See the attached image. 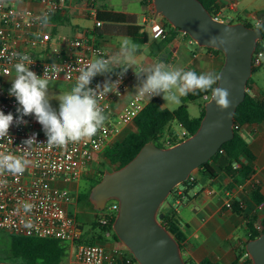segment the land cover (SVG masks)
<instances>
[{
	"label": "built area",
	"instance_id": "2783aa9c",
	"mask_svg": "<svg viewBox=\"0 0 264 264\" xmlns=\"http://www.w3.org/2000/svg\"><path fill=\"white\" fill-rule=\"evenodd\" d=\"M36 3L38 8H19L16 3ZM62 0H0V111L11 112L14 123L10 126L8 137L0 140V152L23 156L29 161L23 174L13 175L5 172L0 175V232L8 234L55 239L66 243L71 249L73 262L78 264H131V257L125 248H106L98 243L86 244L82 240V231L75 216L67 208L71 200L68 185L80 180L85 170L97 156H103L111 146L114 137L123 125L134 123L135 118L146 107L145 96L138 93L123 105L113 117H109L112 106L128 90L137 85L134 70L127 69L118 75L121 69L113 72L106 80H119L118 92H109L101 98V105H107L108 116L103 128L90 139L69 143L66 147H49L42 126L33 115L23 117L27 123H15L19 107L14 96L9 95L11 81L15 78L14 64L17 62L12 53L27 54L33 63L29 69L42 76L48 65H59V76L53 75L52 81L75 82L79 70L97 56L108 58L106 52L96 47L84 37L73 38L58 36L57 40L71 51L69 59L64 61L43 62L33 57L31 49L46 46L51 36L44 30L39 17L47 13L55 14L62 8ZM143 18V31L152 39H166V30L159 17L154 16L152 2ZM102 24L97 20L96 26ZM264 61V49L255 50L252 57L253 69L259 68ZM105 80L95 76L90 87L103 84ZM210 95L203 97L208 100ZM174 131L162 138L163 147H169L189 136L186 128L178 121ZM35 134L36 143L23 150V141ZM192 179V176H191ZM248 181V180H247ZM243 184V183H242ZM240 184V185H242ZM180 203V199L175 200ZM31 205L25 211V205ZM118 203L109 200L104 209L97 212V224L105 238H113L111 220L115 218ZM260 227H257L259 230ZM251 236L248 232L247 237ZM0 264H31L26 262L0 260Z\"/></svg>",
	"mask_w": 264,
	"mask_h": 264
},
{
	"label": "crops",
	"instance_id": "0c3cea01",
	"mask_svg": "<svg viewBox=\"0 0 264 264\" xmlns=\"http://www.w3.org/2000/svg\"><path fill=\"white\" fill-rule=\"evenodd\" d=\"M89 1L62 0V8L50 16L49 23L44 27V30L52 39L46 46L30 50L34 58L43 62L69 59L71 51L57 40L58 36L84 37L96 47L103 49L108 57L118 51L121 38L128 36L110 35L106 32L105 25L97 27L96 15L98 10H102V8L98 7L97 4L95 6V3H93L95 0H92L90 5L88 4ZM216 4L218 7L216 17L220 20L233 23H249L254 27L264 22V0H217ZM16 6L19 8H38V5L34 2L16 3ZM143 8L145 13L141 21H143L148 11L147 6ZM122 13L134 16L136 24L142 26L134 13ZM82 19H89L90 23L83 24ZM159 19L161 21V17ZM146 35L147 41L145 43H139L132 39L141 48L135 58V65L129 69L135 71L142 64L163 62L168 66L181 67L185 70L191 69L197 73L212 71L219 75L224 62L222 53L198 46L187 34L180 31L167 29L166 39L163 40L152 39L148 33ZM119 69V67H115L111 72L97 75V77L106 80L110 74ZM138 83L137 79V85ZM137 85L132 86L120 100L113 104L109 117L115 116L123 105L137 94L135 89ZM248 90L254 96H260L264 101V61L259 68L253 70ZM154 98L160 101L162 107L170 111L176 109H171L172 103L164 101L162 96H155L150 100L146 97L147 103ZM193 102L198 103V114L191 116L189 111L188 114L191 118H197L200 115V108L204 99ZM175 124V121L169 124L165 136L174 131ZM135 131L134 123L123 125L119 134L114 137L113 144L121 141L128 133ZM239 133L254 156V160L246 155L240 157L241 163L253 168V173L248 181H245L242 185L231 187L230 178L223 172L228 164L227 159L219 157L216 161L208 164V168L212 170L213 175L205 169H197L191 175L193 181L191 186L187 188L178 187L176 195H172L162 208L163 212L171 209L175 210L179 228L184 237L182 254L185 261H189L191 264H201L203 261L213 264H244L246 253L240 258L238 256L241 254L242 244L248 239L246 219L251 215H255L257 219L264 218V202L256 204L249 195V189L253 185H258L264 196V121L259 124L241 126ZM98 158V156L95 157L87 168L89 171H85L86 177L81 179L85 181V184L94 178ZM91 167L92 169H89ZM91 170L93 171L90 172ZM106 170H111V166L109 165ZM81 180L68 185L71 200L67 208L71 213H73L76 206L78 194L82 191ZM87 186L83 185V190ZM184 191L186 192L185 195L182 194ZM176 199H180L181 202L176 203ZM233 202L241 206L242 213L236 214L232 210ZM78 225L83 232L81 225ZM94 230L95 234L90 236L87 234L86 237L89 239L96 238L95 242L106 248L118 247L113 238H105L99 229ZM98 236H100V239H98Z\"/></svg>",
	"mask_w": 264,
	"mask_h": 264
},
{
	"label": "water",
	"instance_id": "95a60500",
	"mask_svg": "<svg viewBox=\"0 0 264 264\" xmlns=\"http://www.w3.org/2000/svg\"><path fill=\"white\" fill-rule=\"evenodd\" d=\"M152 4L155 17L164 18L198 46L222 52L219 75L230 87L231 106L219 110L210 94L195 133L169 147L147 142L124 166L105 170L88 198L96 211L109 200L117 201L112 230L137 264H187L180 244L160 221V208L177 186L234 137L236 108L244 100L253 53L263 37L258 27L211 15L200 0H152ZM210 36L219 39L208 44ZM245 252L252 264H264V232L247 240Z\"/></svg>",
	"mask_w": 264,
	"mask_h": 264
},
{
	"label": "clouds",
	"instance_id": "9594fccd",
	"mask_svg": "<svg viewBox=\"0 0 264 264\" xmlns=\"http://www.w3.org/2000/svg\"><path fill=\"white\" fill-rule=\"evenodd\" d=\"M39 19L42 24L47 25L50 16L45 13ZM218 39V36H210L207 43L214 44ZM140 48L141 46L131 37L121 38L118 51L114 55L108 58L101 55L90 60L79 70L73 86L58 97L49 95V86L53 75L58 77L62 71L60 66L48 65L40 76L29 69L33 61L27 54L13 52L12 57L17 62L14 64L15 78L11 81L9 95L14 96L19 105L16 109L19 115L15 123H27L23 117L33 115L42 126L49 147L63 148L69 143L90 139L103 128L108 119L105 112L107 105H101V98H105L114 90L118 92L120 82L105 80L103 84H97L93 88L89 86L92 79L97 75L111 72L115 67L121 69L118 75L122 76L127 69L135 65ZM134 72L139 81L135 88L137 93L149 100L155 96H162L164 101L178 104L181 97L199 91L210 92L212 101L221 111L231 106L227 80L215 72L197 73L191 69L168 66L163 62L142 64ZM51 99L58 101V110L52 107ZM13 123L14 117L11 112L5 114L0 111V140L6 137L11 142L8 132ZM22 143L25 145L23 150L29 149L36 143L35 134ZM28 164L29 161L23 156L0 152V175L5 172L13 175L23 174ZM30 208L31 205H25V211Z\"/></svg>",
	"mask_w": 264,
	"mask_h": 264
},
{
	"label": "trees",
	"instance_id": "16d2710c",
	"mask_svg": "<svg viewBox=\"0 0 264 264\" xmlns=\"http://www.w3.org/2000/svg\"><path fill=\"white\" fill-rule=\"evenodd\" d=\"M200 1L211 15L216 16L218 9L216 4L217 0ZM151 2L152 0H141V5L146 7ZM96 18L102 25H105L106 32L110 35L128 36L139 43H145L147 41V35L142 30L143 27L139 24H136L134 16L102 8V10H98ZM162 24L165 30L170 29L178 31L177 29H174L164 18L162 20ZM246 25L249 27H254L249 23H246ZM256 27L260 28L263 37V40L258 43L256 49H264V22L258 24ZM207 50L222 53L221 51L212 48H207ZM250 83L251 78L247 82V89H249ZM210 94V92L205 93L199 91L195 93H189L187 96L181 97L180 105L173 111L162 107L158 99H152L135 118L134 124L136 131L128 133L121 141L115 142L113 145L107 147L104 151L103 157L113 168V170H116L128 163L147 142H153L158 147H163L161 140L165 136L166 129L168 128L169 124L173 121L180 122L186 128L189 135H192L198 129L200 120L204 115L205 101L201 105L200 115L197 118H191L189 116L187 104L189 102L203 99L205 95ZM263 121L264 101L260 96H254L249 92V90L246 91L244 100L237 106L234 115V137L222 144L219 151L209 160V162L216 161L219 157H225L227 159L228 164L223 169V172L228 178H230L231 187L244 183L253 173V168L251 166L244 165L240 162V157L242 155L248 156L251 160H254V156L249 150L247 143L240 135L239 128L244 125L259 124ZM209 162L202 164L199 169H205L211 175H213L212 170L208 168ZM103 172L104 171H101L99 176L96 175L93 179H91L87 188L78 194V203H85L93 207L89 202V193L91 188L100 181ZM192 182L193 181L190 176L186 181L177 186L172 191L171 195H176L178 187L187 188L191 186ZM249 190V195L256 204L264 202V196L262 195L258 185H253ZM185 193L186 192L184 191L182 194L185 195ZM231 208L236 214L242 213L241 206L236 202H233ZM160 221L180 244L181 249H183L184 237L180 231L175 210L171 209L167 212L160 210ZM112 223L113 219L110 222V229ZM245 224L247 231L251 233V236L247 237V240L256 238L264 232V218L257 219L255 215H251L246 219ZM258 226L260 227L259 230H257ZM93 229H99L102 231L97 223L93 225ZM2 233L4 232H1V234ZM8 236L9 253L8 255H1L6 260L26 262L31 264H65L64 262L66 261L68 255L66 243L48 238L28 237L13 234H8ZM86 236L87 234L82 238L84 243H96V238L89 239ZM98 239H100V236H98ZM113 239L116 242H119L114 233ZM246 242L247 241H245L241 246V254L238 256L239 258L246 253ZM126 251L131 257V264L137 263L127 249ZM186 263L191 264L189 261H186ZM201 264L213 263L203 261ZM244 264H252L250 258L247 255Z\"/></svg>",
	"mask_w": 264,
	"mask_h": 264
},
{
	"label": "rangeland",
	"instance_id": "374dc122",
	"mask_svg": "<svg viewBox=\"0 0 264 264\" xmlns=\"http://www.w3.org/2000/svg\"><path fill=\"white\" fill-rule=\"evenodd\" d=\"M140 1L141 0H95L93 3H95V6L97 4L98 7L105 8L107 10L134 13L138 17V22L141 23V25H143L141 20H142L144 13H145V9L141 5ZM91 2H92V0H90L88 4L90 5ZM162 20H163V18L161 17V22H162ZM82 23L83 24H89L90 20L89 19H82ZM73 84L74 83H72V82H65V81H51L50 86H49V95L51 97H58L59 94H62L65 90L70 89L73 86ZM50 103H51L53 108L58 110L59 103L56 99H51ZM179 104L180 103H178V104L172 103L171 106L170 105L169 106L171 109H175L178 107ZM188 111H189L191 116L197 115L198 114V103L189 102L188 103ZM98 157H99L98 158L99 159L98 164H96V168H95V172H94L95 176L96 175L99 176L101 171H104L109 167L108 163L105 161V158L103 156L100 155ZM89 169H92V167ZM93 170H91L90 172H92ZM111 170H113L112 167H111ZM85 171L88 172L89 170L87 169ZM88 175H90V174H88ZM83 177H86V172L83 173V175L81 176V179ZM87 183L85 184V181L81 180V190H83V185L89 184V183L88 184ZM171 196L172 195H170L166 199L164 204H162L160 210H162L165 203L170 200ZM97 212L98 211H96L93 207H91L88 204L76 202V206H75L72 214L75 215L77 223L80 224L82 227V230H83L82 238L86 234H88V236H90L91 234H95V230L93 229V225L95 223H97ZM116 244L118 247L125 248L119 242H116ZM67 249H68V255H67L66 261L64 263L65 264H78V263L73 262V260H72L71 249H70L69 245H67ZM8 250H9V236H8V234H6V232H4L2 234L0 232V260H6L1 255H8V253H9ZM135 264H137V263H135Z\"/></svg>",
	"mask_w": 264,
	"mask_h": 264
},
{
	"label": "bare ground",
	"instance_id": "6f19581e",
	"mask_svg": "<svg viewBox=\"0 0 264 264\" xmlns=\"http://www.w3.org/2000/svg\"><path fill=\"white\" fill-rule=\"evenodd\" d=\"M113 145V144H112ZM193 175V174H192ZM81 179V178H80Z\"/></svg>",
	"mask_w": 264,
	"mask_h": 264
}]
</instances>
